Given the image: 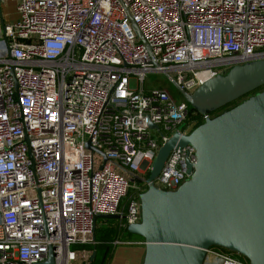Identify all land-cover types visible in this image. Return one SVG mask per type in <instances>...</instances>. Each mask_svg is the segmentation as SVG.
Segmentation results:
<instances>
[{
  "label": "built area",
  "instance_id": "obj_1",
  "mask_svg": "<svg viewBox=\"0 0 264 264\" xmlns=\"http://www.w3.org/2000/svg\"><path fill=\"white\" fill-rule=\"evenodd\" d=\"M15 10L0 37V264L42 261L49 248L54 264H73L95 215L140 222L143 175L192 126L186 100L145 89V74L192 93L264 58V0H17ZM196 161L191 145L173 148L154 185L175 190ZM208 257L248 264L217 246Z\"/></svg>",
  "mask_w": 264,
  "mask_h": 264
},
{
  "label": "water",
  "instance_id": "obj_2",
  "mask_svg": "<svg viewBox=\"0 0 264 264\" xmlns=\"http://www.w3.org/2000/svg\"><path fill=\"white\" fill-rule=\"evenodd\" d=\"M131 25L143 41L132 20ZM165 76L189 106L209 116L188 134L175 131L157 150L139 195L140 222L126 228L145 240L142 264H204L211 246L239 254L248 264H264V89L211 115L264 85V58L233 65L192 93ZM185 145L194 147L197 157L188 166L189 178L175 190L156 187L153 179L169 152ZM94 256L93 249L89 263ZM31 264H54L52 248Z\"/></svg>",
  "mask_w": 264,
  "mask_h": 264
},
{
  "label": "trees",
  "instance_id": "obj_3",
  "mask_svg": "<svg viewBox=\"0 0 264 264\" xmlns=\"http://www.w3.org/2000/svg\"><path fill=\"white\" fill-rule=\"evenodd\" d=\"M263 89H264V85L254 89L253 91L245 94L244 96L236 99L235 101H231L230 103L220 107L219 109L213 111L211 115H216L220 113L221 111L234 106L235 104L239 103L246 97L252 94H255ZM191 122L193 123H192V126L190 127V131L193 128H195L197 125H199L202 122V120H201V115L196 110H194L191 106L188 105V116H187L186 123H191ZM148 173L149 172H147L143 176L147 178ZM138 180L140 181L141 177H139ZM146 187L147 186H145V188ZM126 235L129 237L137 236L136 237L137 239H143L139 235L129 233L127 229L122 226L121 219L109 218V219H105V224H103L102 226L96 225L94 229V233H93V243L75 244L73 247L76 246L77 248H87V249L95 250V256L89 264H109L112 258L113 250L118 245V244H115L114 242L116 240H128ZM238 256L241 258V260L247 261V259L244 258L243 256H240V255Z\"/></svg>",
  "mask_w": 264,
  "mask_h": 264
},
{
  "label": "rangeland",
  "instance_id": "obj_4",
  "mask_svg": "<svg viewBox=\"0 0 264 264\" xmlns=\"http://www.w3.org/2000/svg\"><path fill=\"white\" fill-rule=\"evenodd\" d=\"M8 4H4L0 6V37H1V32H2V24L1 20L3 22L11 21L16 17V10H15V3L17 0H7ZM144 88L145 89H151V88H157V89H164L169 92V94L175 99V100H180L182 98L180 92L177 90V88L169 81V79L165 76V74L160 73V72H147L144 76ZM136 82L134 80L130 81V86L135 87ZM190 130V128H189ZM190 132V131H189ZM145 187V185H144ZM127 196L122 199V204H124ZM98 226H102L105 224V219L103 218H98L96 220ZM132 237V236H131ZM137 237V236H136ZM136 237L133 236V238L137 239ZM128 246L125 247L123 250V253L128 256L129 258H132L135 254L133 251V247H139L138 245L134 244H121L119 246ZM76 248L77 247H73ZM87 250V248H86ZM91 255V254H90ZM234 257H237L241 259L239 256L233 253ZM73 264H85L82 262V259L79 257V249H77V257L76 261H74ZM204 264H215L210 262V257L207 258L206 261H204Z\"/></svg>",
  "mask_w": 264,
  "mask_h": 264
},
{
  "label": "crops",
  "instance_id": "obj_5",
  "mask_svg": "<svg viewBox=\"0 0 264 264\" xmlns=\"http://www.w3.org/2000/svg\"><path fill=\"white\" fill-rule=\"evenodd\" d=\"M8 1L7 0H4L3 4L4 5L5 3H7ZM97 225V223H96ZM127 239H133L135 240V238L132 237H129L127 236ZM129 237V238H128ZM121 244H118L114 250H113V254H112V258L109 262V264H142V261H143V256H144V245H141V244H134V245H138L139 247H133V251L135 252L134 256L132 258H129L128 256H126L124 253H123V250L125 247H128V246H119ZM130 245V244H129ZM79 257L82 259V262H84L85 264H89V261H85V256H87V252H90L91 254V249H87L86 248H79ZM90 258V256H89ZM88 258V259H89Z\"/></svg>",
  "mask_w": 264,
  "mask_h": 264
},
{
  "label": "flooded vegetation",
  "instance_id": "obj_6",
  "mask_svg": "<svg viewBox=\"0 0 264 264\" xmlns=\"http://www.w3.org/2000/svg\"><path fill=\"white\" fill-rule=\"evenodd\" d=\"M238 255H239V254H238ZM238 255H237V256H238ZM240 256H241V255H240Z\"/></svg>",
  "mask_w": 264,
  "mask_h": 264
}]
</instances>
